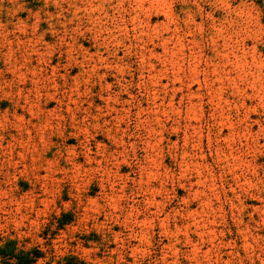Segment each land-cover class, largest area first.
<instances>
[{"label":"rangeland","instance_id":"obj_1","mask_svg":"<svg viewBox=\"0 0 264 264\" xmlns=\"http://www.w3.org/2000/svg\"><path fill=\"white\" fill-rule=\"evenodd\" d=\"M7 241L32 264H264V2L0 0Z\"/></svg>","mask_w":264,"mask_h":264},{"label":"trees","instance_id":"obj_2","mask_svg":"<svg viewBox=\"0 0 264 264\" xmlns=\"http://www.w3.org/2000/svg\"><path fill=\"white\" fill-rule=\"evenodd\" d=\"M262 5L264 0H254ZM13 241H7L0 247V263L1 264H32L37 257L41 255L38 249L23 251L22 249L14 250ZM61 264H85L81 259L75 256H67Z\"/></svg>","mask_w":264,"mask_h":264}]
</instances>
